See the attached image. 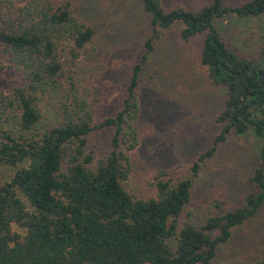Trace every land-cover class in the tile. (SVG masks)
Wrapping results in <instances>:
<instances>
[{"label": "trees", "instance_id": "obj_1", "mask_svg": "<svg viewBox=\"0 0 264 264\" xmlns=\"http://www.w3.org/2000/svg\"><path fill=\"white\" fill-rule=\"evenodd\" d=\"M138 1L150 16L153 35L132 70L123 108L94 125L86 101L79 105L67 96L61 124L35 134L41 93L61 87L63 55L78 59L95 29L80 20L70 0H0V58L25 77L10 96H0V110L14 112L21 132L19 137L5 133L0 161L23 165L0 185V264H217L218 251L234 230L264 208V46L255 57L240 56L217 26L232 14H264V0L238 5L213 0L195 10L179 4L168 8L163 0ZM177 24L183 25L185 41L204 35L201 62L227 89L218 117L225 127L198 158L195 173L228 132H251L261 142L251 178L258 189L241 206L202 221L185 215L193 196L190 179L161 180L157 194L147 199L134 197L122 183L131 170L129 151L139 142L141 72L155 37ZM108 125L115 128L113 149L96 161L88 136Z\"/></svg>", "mask_w": 264, "mask_h": 264}, {"label": "rangeland", "instance_id": "obj_2", "mask_svg": "<svg viewBox=\"0 0 264 264\" xmlns=\"http://www.w3.org/2000/svg\"><path fill=\"white\" fill-rule=\"evenodd\" d=\"M26 0H13L24 4ZM82 22L95 29V36L80 50L79 58L63 55L65 67L61 87L41 93V121L35 134L61 124L62 103L69 97L87 109L98 125L122 108L134 66L152 38L150 16L138 0H70ZM166 7L177 4L199 9L213 0H163ZM249 0H225L238 5ZM228 46L240 56L255 57L264 46V14L242 18L234 14L217 21ZM182 24L155 37L154 50L140 75L139 142L129 151L131 170L124 187L137 198L157 194L159 181H192V200L185 215L202 221L243 204L244 197L258 189L251 180L259 166L260 140L253 133L228 132L212 157L194 165L213 147L225 124L219 120L227 89L213 81L201 62L204 35L189 41L181 37ZM25 84L23 73L6 58H0V96H10ZM14 112L0 110V143L5 133L19 137ZM113 126L94 129L88 136V151L96 161L113 149ZM23 165L0 161V185L8 182ZM190 212V213H189ZM17 231H23L14 225ZM264 258V208L249 223L236 228L233 237L216 256L217 264H261Z\"/></svg>", "mask_w": 264, "mask_h": 264}]
</instances>
